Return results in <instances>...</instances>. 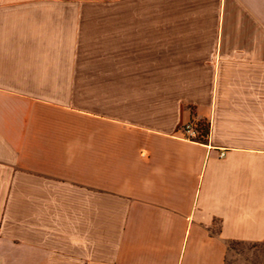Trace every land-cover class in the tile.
<instances>
[{
  "label": "crops",
  "instance_id": "crops-1",
  "mask_svg": "<svg viewBox=\"0 0 264 264\" xmlns=\"http://www.w3.org/2000/svg\"><path fill=\"white\" fill-rule=\"evenodd\" d=\"M138 1L0 0V264L264 256V0ZM157 63L186 98L154 103Z\"/></svg>",
  "mask_w": 264,
  "mask_h": 264
},
{
  "label": "rangeland",
  "instance_id": "rangeland-1",
  "mask_svg": "<svg viewBox=\"0 0 264 264\" xmlns=\"http://www.w3.org/2000/svg\"><path fill=\"white\" fill-rule=\"evenodd\" d=\"M219 0H142L135 3L130 4V8L136 9L137 14H144L145 9L153 10V22H165V19H161V10H168L167 22L169 23H193L200 22L202 24H209L216 22V17L209 14V11L217 10L220 6ZM194 8V9H193ZM142 10V11H140ZM200 12V16H196L197 12ZM144 15H138L137 19H144ZM197 21H194L196 20ZM164 20V21H163ZM142 21V20H141ZM154 80L153 88L157 89L158 93L165 91L164 95H156L158 93L154 92L153 100L154 103H159L161 99H165V104L167 103V99H175V98H186L182 94L177 93V81L163 79L161 78V69L160 63L154 64ZM172 65H168L170 67ZM144 65L138 63V70L143 71ZM156 69V70H155ZM166 75V74H165ZM169 75V73H168ZM146 81L144 79H138L137 84L138 87H144ZM169 89L175 90L169 94ZM177 96V97H176ZM238 253L242 255V257L237 260H233V264H264V256L260 255L259 250L254 249L251 245L239 246L236 248ZM264 251V250H263Z\"/></svg>",
  "mask_w": 264,
  "mask_h": 264
},
{
  "label": "built area",
  "instance_id": "built-area-1",
  "mask_svg": "<svg viewBox=\"0 0 264 264\" xmlns=\"http://www.w3.org/2000/svg\"><path fill=\"white\" fill-rule=\"evenodd\" d=\"M182 134L184 135L185 139H196L197 138V131L193 124H187L182 128Z\"/></svg>",
  "mask_w": 264,
  "mask_h": 264
},
{
  "label": "trees",
  "instance_id": "trees-1",
  "mask_svg": "<svg viewBox=\"0 0 264 264\" xmlns=\"http://www.w3.org/2000/svg\"><path fill=\"white\" fill-rule=\"evenodd\" d=\"M205 130H207L206 128H204Z\"/></svg>",
  "mask_w": 264,
  "mask_h": 264
}]
</instances>
